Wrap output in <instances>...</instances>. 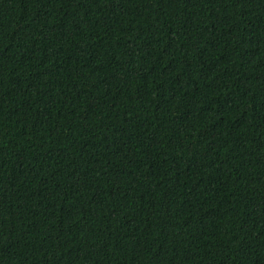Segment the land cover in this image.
Segmentation results:
<instances>
[{"label":"trees","instance_id":"trees-1","mask_svg":"<svg viewBox=\"0 0 264 264\" xmlns=\"http://www.w3.org/2000/svg\"><path fill=\"white\" fill-rule=\"evenodd\" d=\"M0 264H264V0H0Z\"/></svg>","mask_w":264,"mask_h":264}]
</instances>
